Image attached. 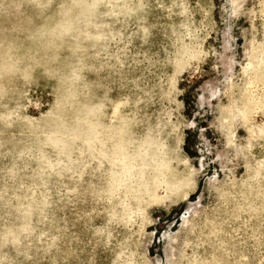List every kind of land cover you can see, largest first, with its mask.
I'll list each match as a JSON object with an SVG mask.
<instances>
[{"label": "rangeland", "instance_id": "1", "mask_svg": "<svg viewBox=\"0 0 264 264\" xmlns=\"http://www.w3.org/2000/svg\"><path fill=\"white\" fill-rule=\"evenodd\" d=\"M0 264H264V0H0Z\"/></svg>", "mask_w": 264, "mask_h": 264}]
</instances>
